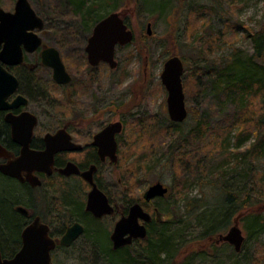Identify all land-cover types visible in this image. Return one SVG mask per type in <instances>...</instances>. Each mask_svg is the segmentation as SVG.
Listing matches in <instances>:
<instances>
[{
    "label": "rangeland",
    "instance_id": "1",
    "mask_svg": "<svg viewBox=\"0 0 264 264\" xmlns=\"http://www.w3.org/2000/svg\"><path fill=\"white\" fill-rule=\"evenodd\" d=\"M15 1L0 0V7L6 11H13ZM29 1L39 16H42L40 15L41 11L49 6L48 0ZM181 1L183 0H131L126 3V8L123 11L126 23L133 30L138 42L137 45H118L116 47L118 67L115 70L102 64L96 71H89L88 64H86L88 60L85 46L93 29L86 33L79 30L78 42L68 48L67 41L65 45L62 43L66 40L62 34L55 32L57 29L65 28L63 20L58 18L50 22L49 18L42 16L46 22L42 32L44 43L60 51L63 61L76 80L91 82L97 86V90L99 89L95 96L100 99L97 100H99L98 104L102 114L91 116L90 119L85 118L88 121L98 117L93 129H97V125L101 122L105 123L109 120L115 121L124 118L127 121L124 132L119 138V152L121 153L116 170L103 169L99 173L102 189L115 202H120L123 194L126 199L129 197L134 200H142L143 193L157 181H161L168 187L177 183V175L174 173L171 161L166 158L165 150L169 140L164 130L158 129L153 133H141L131 125L136 119L150 116L160 121L162 126L159 128H165L164 125L169 124L167 120L169 118L168 94L161 82L160 74L168 55L173 57L181 54L189 61L199 56L198 52H193L186 46L188 40L184 34L187 15L191 7L201 5L209 8L207 10L211 9L205 17L207 20L206 34L222 35L225 33L224 39L235 41L231 44L221 37L218 49L211 54L212 59H227L232 55L234 49L240 50L243 59L250 58L255 52V47L252 40L245 36L246 32L255 34L264 27V0H238L236 7L232 4L230 6L231 1L228 0H187L183 4ZM98 3V14L108 15L105 13L106 4L101 0ZM148 23L152 24V34L149 40H145L144 36H148ZM228 24L238 25L236 34L233 32V35L231 34ZM202 25L200 36L206 35L205 21L202 22ZM176 34H179L177 44L173 39V35ZM196 44L201 45V42L198 41ZM145 49L146 54H144ZM35 58L30 57L29 59ZM187 68L188 64H185V69ZM186 101L189 117L183 122V126L187 130L195 128L198 121L205 123L207 125L203 129L205 138L200 139L205 143H202L201 149L198 150L193 146L200 141H194L187 147V150H181L178 154H186L185 156L190 155V157L192 155V159L202 160L207 165L206 167H212L213 173L208 175L209 186L204 188L207 186L205 185L202 188V184L193 183V180H190L192 186L188 194L191 199L202 198L205 194L204 202L210 203V205L197 211L188 210L187 203L182 200L183 198H178L177 190L172 192L173 196L154 200V206L161 213L168 212L172 208L174 209L173 213L178 215V218L167 227H156L151 232V236L159 232L171 236L168 253L162 256V262L170 264L182 248L204 242L203 239L207 235L206 222L199 219L198 215L207 209L214 211L220 208L219 204L224 200L220 196L223 190L237 193L241 197L246 198L247 195L250 197L247 210L242 211L238 216H232L231 224L215 233L218 237L225 235L236 223L245 236L242 250L236 252L230 244L218 242L219 244L208 254L186 256L183 258L182 264H249L253 259H256V262L263 261L264 121L262 126L251 131L248 141L239 143L237 133L241 127L240 125L238 127L236 123L238 116L233 105L229 104L221 111L215 107L214 100L210 97L205 99L202 96L190 98L186 96ZM87 106H84L82 113L88 111ZM262 115L260 117L264 118ZM84 116H87V112ZM259 143L263 144L262 152L259 154L245 152L247 147H255L254 145ZM153 157L155 162L149 166L148 161H151ZM145 162H147L146 166ZM147 167L148 171L145 172ZM218 169L224 172L222 178H220V173L216 174ZM2 185L3 182L0 179V187ZM69 190L73 193L71 197L73 206L79 207L82 202L83 186L77 181H71ZM221 208L224 211L227 209L224 205ZM148 211L154 213L152 207ZM252 213L260 215L258 226L253 224L255 217L252 216ZM113 224L114 222L108 218L97 226V230L104 228L109 235L113 230ZM87 227L88 232L86 236L82 237L78 247L70 252L61 249L52 252L53 264H109L104 254L100 252L107 250L108 247L105 233L98 231L95 237L97 247L93 243L92 237L90 238L94 227L89 224ZM16 241L14 239L8 242L16 243ZM2 242L4 243V240ZM20 245L21 243L16 246L8 244L4 248L8 247L6 252L12 253V251H17ZM142 252L140 244L136 242L130 247L128 253L141 255Z\"/></svg>",
    "mask_w": 264,
    "mask_h": 264
},
{
    "label": "trees",
    "instance_id": "2",
    "mask_svg": "<svg viewBox=\"0 0 264 264\" xmlns=\"http://www.w3.org/2000/svg\"><path fill=\"white\" fill-rule=\"evenodd\" d=\"M99 1L100 0H48L49 6L44 8V11H41L40 15L49 18L50 22L57 20L58 18L63 20L62 22L65 28L57 29L55 32L56 34H62V37L66 39L62 41V43L65 45L67 41L68 48H71L70 46L76 44L79 40L77 38L79 30L84 31L85 33L91 32L94 26L107 16V14H98L97 8ZM101 1L107 6L105 13L110 14L118 11L123 12L126 8V3L131 0ZM186 1L187 0H183L181 2L183 4ZM228 1H231L230 6L231 4L234 7L238 5V0ZM120 8L122 9L120 10ZM207 9L209 8L201 5L191 7L187 15L188 17L184 32L186 35L184 36L188 40L186 41V46L192 49L193 52H198L199 56H196L192 61H189L183 55H178L184 64H188V68L185 69V76L183 78L184 92L185 95L187 94L186 96H188V98L202 96L206 99L210 97L214 100L215 107L221 111H223L227 105H233L238 116L236 118V123L238 124V127L239 125L241 127L240 131L237 133L238 142H246L249 140L248 136L251 131L260 127V125L262 126L264 121V118L260 117L262 114L264 115V27L255 34L246 32L245 36L252 40L255 47V52L250 58L243 59L240 50L234 49L232 55L227 57V59H212L211 54L216 52L220 39L225 33L222 35L216 33L206 34L207 20L205 17L206 14H208L207 12L211 11V9ZM204 21L205 34L210 37L199 35V32H201L200 29L203 27L202 22L204 23ZM227 26L232 35L233 33H237L236 29L238 25L228 24ZM178 37L179 34L173 35L176 44L178 43ZM144 39L149 40L150 36L145 35ZM223 40H226V42L231 44L235 42L228 38L224 39V37ZM198 41L201 42V45L196 44ZM137 42L138 41L134 37L132 44L137 45ZM144 54H146V49L144 50ZM176 54L177 53L174 55ZM168 58H170V55H168ZM167 120L169 124L164 125L165 128H159L162 125L160 124V121L153 116L136 119L131 127H134V129L141 133H153L158 129H163L169 140V144L165 150L167 154L166 158L171 161V166L175 175H177V183L172 185V187H169V194L162 198H167L171 195L173 196L172 192L177 190L179 192L178 198H183L182 200L187 203L186 206L188 210L197 211L203 209L206 206H209L210 203L204 202L205 194H203L204 197L199 199L190 198L188 195L192 186L190 180H193V183L202 184V188L207 185L204 187L207 188L209 186L208 175L213 173V170L211 169L212 167H206L207 165H205V162L202 160L192 159V155L191 157L190 155L185 156L186 154L181 155L178 154V152L181 150H187V147H189L194 141H200L201 138L204 139L205 131L203 129L204 127H207V125L198 121L197 125H194L195 128L186 130L183 126L184 123H175L169 118H167ZM202 143L205 142L200 141L193 147L199 150L201 149ZM254 146L255 147H247V151L245 152L252 154H259V152H262V143ZM154 159L155 158L153 157L151 161H148L149 166L155 162ZM146 164L147 162H145V166ZM147 171L148 167L145 169V172ZM218 173H220V178H222L224 172L218 169L216 174ZM2 182L3 185L0 187V247L4 258H12L20 250L22 245V241L19 237L20 230L18 229V216L11 211L10 206V204L15 201L13 195L14 191L17 190V187L14 184L12 185L5 181ZM220 196L224 199L222 203L219 204L220 208L215 209L214 211L207 209L198 215L200 216L199 219L206 222L207 235L203 239L204 242L194 243L191 247L182 248L176 257L172 259L170 264H182L183 258L186 256L208 254L211 249L213 250V248L219 244L218 236H216L215 233L227 228L231 224L232 216L240 215L242 211H246L249 207V195L245 198L237 193H229L223 190V193L220 194ZM176 200L178 201V199ZM142 202L145 204L144 201ZM223 205L224 207H227L225 211L221 208ZM157 210L160 212L158 208ZM173 212L174 209L170 208L168 212L162 213L164 215L163 221H157L156 218H154L155 221H153L148 227L147 239L139 240L137 242L140 244L143 251L141 255L129 254L128 252L131 245L118 251L112 249L108 231H105L104 228H99V230H97L98 228L94 227L90 238L92 237L93 243L98 247L95 242V237L98 231L105 233L108 243L107 250L99 249L101 250L100 252L104 254L105 259L109 264H163L162 256H165L166 253H168L171 236L162 232L151 236V232L156 227L164 228L167 227L168 224L174 222L178 218V215ZM252 216L255 217L253 224H257L256 226H258L260 215L252 213ZM14 239L17 240L16 243L8 242ZM3 240L5 244L2 242ZM18 243H21V245L17 251H12V253L6 252L8 247L5 249V245L8 246V244H13L16 246ZM263 262L264 260H258V262H256V259H253L249 264H263Z\"/></svg>",
    "mask_w": 264,
    "mask_h": 264
},
{
    "label": "flooded vegetation",
    "instance_id": "3",
    "mask_svg": "<svg viewBox=\"0 0 264 264\" xmlns=\"http://www.w3.org/2000/svg\"><path fill=\"white\" fill-rule=\"evenodd\" d=\"M42 32L39 35L43 38ZM44 46L49 47L43 40V45L38 51L31 54L25 53V60L20 65H3L18 80L16 92L7 98L6 103L11 106L16 103L19 96L22 99H20L18 106L0 110V146L6 152L0 157V166L16 161L23 156L24 152H26V155L45 154V156L40 155L42 158L37 162L23 165L21 172H19L20 176L13 177L0 171L2 181L14 184L17 187L13 195L15 201L10 206L11 211L18 216L20 240L22 241L23 230L39 220L49 227V235L57 242L54 251L61 249L70 252L78 247L82 237L86 236L88 224L97 227L102 221L109 218L114 222V230L115 224L122 217L129 214L130 208L135 203H139L146 212L152 215L151 221L146 224L148 230L149 225L155 221V211L157 209L154 206L155 199L152 202H147L144 199V192L142 201L145 204L142 201H134L129 197L126 199L124 194L121 196L120 202H115L107 195L100 184L99 173L103 169L114 171L118 166L121 153L119 152V138L124 132L126 121L121 118L115 121L101 122L94 130L93 127L96 125L98 117L88 121L85 118L102 114L98 104L100 99L95 96L96 93L98 94L99 89L97 90V86L91 84V82L76 80L64 61L66 70L71 76V81L67 84L57 83L54 79L53 69L44 66L41 61V51ZM30 57L36 58L30 60ZM86 64H88L89 71H96L102 64L110 67L107 63L102 62L98 66H92L89 61H86ZM76 101L78 104L75 103ZM85 105H88V111L84 109L87 116L83 117L86 114V112L82 113ZM24 112L34 115L37 122L31 135L29 124L23 122L20 125L23 131L20 133L19 141H17L13 136L12 124L6 118L9 115L21 116ZM119 121L123 124V130L116 134L118 161L114 163L109 156L104 160L102 159L100 148L96 144V136L110 124ZM47 136H51L49 145L46 140ZM67 136L69 140H67ZM27 141L28 148L25 150L24 144ZM70 163L77 166L80 174L67 176L62 173V170ZM91 168H95L94 182L106 194L110 205L114 208L113 214L102 218H97L86 210L87 198L92 185L82 177L81 173ZM27 169H33V171ZM30 177L35 178L34 181H31ZM71 181H77L83 186L82 202L79 207H74L72 204L71 197L73 193L69 190ZM150 207L154 210V216L148 211ZM19 208H23V210H19ZM75 223L83 226V234L70 246L60 245L59 242L62 237ZM112 232L109 233V239L112 249H114L111 240ZM135 241L138 242L139 240ZM135 241L134 243H136ZM126 247L128 246L114 250L118 251Z\"/></svg>",
    "mask_w": 264,
    "mask_h": 264
},
{
    "label": "water",
    "instance_id": "4",
    "mask_svg": "<svg viewBox=\"0 0 264 264\" xmlns=\"http://www.w3.org/2000/svg\"><path fill=\"white\" fill-rule=\"evenodd\" d=\"M45 28V21L32 7L29 0H16L14 10L6 11L0 7V110H6L19 105L21 96L16 103L8 105L6 100L14 94L18 87L17 78L8 72L3 65L14 66L24 62L25 53H34L43 45V38L38 32ZM147 34H152V24H147ZM134 32L125 21L123 12H112L100 20L93 28L92 34L85 47L87 60L92 66H98L101 62L107 63L111 69L118 67L116 60V47L127 46L133 43ZM41 61L44 66L52 68L54 79L59 84H67L71 76L66 70L59 50L55 47L44 46L41 51ZM185 66L179 56H173L164 62L160 74L161 82L167 91L168 115L172 122L183 123L188 117V108L184 92L183 76ZM6 120L12 124L13 136L19 141L23 131L21 124H29L31 135L36 125V117L29 112L21 116H7ZM123 130L122 122H116L106 127L96 136V144L100 148V155L104 160L107 156L112 162L117 163L118 157L116 134ZM63 132V131H61ZM50 137L46 140L50 144ZM67 140L69 137L67 136ZM28 148V141L24 144ZM46 154L48 153L45 152ZM6 154L0 146V157ZM44 155L45 154H40ZM39 154L26 155L7 165L0 166V171L13 177L20 176L22 166L27 163H35L42 158ZM33 171V169H27ZM95 168L81 173L82 177L92 185L88 194L86 210L95 217L102 218L113 214L114 208L110 205L106 194L94 182ZM62 173L70 176L80 174L79 169L73 163L62 170ZM34 181L35 178H31ZM169 187L161 181L150 185L144 193V199L152 202L156 198L166 197ZM23 210V208H19ZM155 218L163 221L164 215L156 209ZM152 215L146 212L139 203H135L127 216L122 217L114 227L111 240L114 249L130 246L135 240H145L148 237L146 224L150 222ZM84 232L79 223L71 226L60 240V245L70 246ZM218 242H226L234 247L236 252L242 250L245 241L240 227L235 223L225 235L218 237ZM57 242L49 235V227L36 220L27 226L22 232V245L20 250L12 258H4L0 247V264H52V252L56 249Z\"/></svg>",
    "mask_w": 264,
    "mask_h": 264
}]
</instances>
